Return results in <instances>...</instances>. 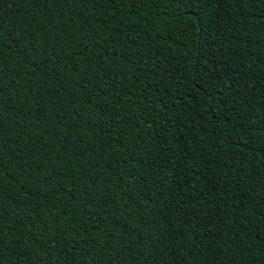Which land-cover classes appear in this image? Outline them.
<instances>
[{"label": "trees", "instance_id": "obj_1", "mask_svg": "<svg viewBox=\"0 0 264 264\" xmlns=\"http://www.w3.org/2000/svg\"><path fill=\"white\" fill-rule=\"evenodd\" d=\"M0 264H264V0H0Z\"/></svg>", "mask_w": 264, "mask_h": 264}]
</instances>
